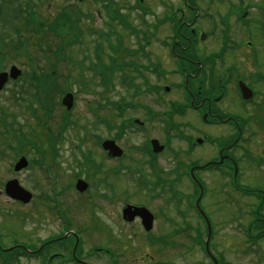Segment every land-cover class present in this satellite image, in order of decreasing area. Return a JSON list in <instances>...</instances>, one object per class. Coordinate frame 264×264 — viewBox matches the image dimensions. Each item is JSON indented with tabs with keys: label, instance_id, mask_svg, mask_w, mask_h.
Wrapping results in <instances>:
<instances>
[{
	"label": "rangeland",
	"instance_id": "obj_1",
	"mask_svg": "<svg viewBox=\"0 0 264 264\" xmlns=\"http://www.w3.org/2000/svg\"><path fill=\"white\" fill-rule=\"evenodd\" d=\"M5 1L0 0V5L4 4L3 9L6 7ZM19 1L18 5L26 3L25 0ZM169 1L172 9L192 14L191 9H186L188 6L184 0ZM50 2L52 0H35V7H28L31 11H0V71H9L12 65L22 70L17 80H10L0 91V248L22 245L30 240L40 246L48 233L61 229L56 214L44 210L41 203L45 200L42 195L53 194L59 198L58 194H62L60 185L74 182L78 177L90 178L96 183L100 177L95 173L96 169L104 168V171L111 173L107 181L121 186V193L115 198L129 197L128 201L147 203L157 215L156 225L161 234L159 244L154 247L158 250L148 251L140 227L133 224L132 231L125 230L123 223H117L118 217L114 216L111 221L116 224L112 226L116 238L111 246L122 252L119 264H189L203 258L199 248L207 235L200 233L201 239L198 241L202 240V243L195 245L192 236L184 230L187 222H198L194 209L191 211L188 206L192 198L188 193L190 189L194 191V198H198L201 210L210 219L216 236L212 243L224 240L227 262L258 264L252 255L239 252L248 246L241 240L239 220H233V215L237 214V194L230 192L227 198L222 195V184L215 175H204L207 183H204L203 188L193 184L186 174L174 176L177 174L175 167L185 169L182 160L187 158L186 144L181 135L188 131L186 119L176 116L178 111L171 109V102L176 97L180 98V91L174 89L173 85H179L183 75H173V79L162 77L160 82L153 78V81L161 84L160 89L154 88L151 78L143 70L150 66V58H154V54L159 57L161 71L173 67V63L167 48L159 45L150 47L148 59L141 58L137 43L143 39L135 36L141 33L130 32L139 25L138 16L141 14L129 10L131 0H118L119 6L127 8V11L112 12V18L118 17V20L111 22V50L104 46V39L98 41L99 34L105 32V12L100 7L101 2H76L74 10L61 11L60 14L65 16L61 22L51 21L53 13L57 15L60 11H49V8L54 10L56 7L51 4L48 6ZM158 4L155 1L153 7L161 15L165 3L160 0ZM195 6L201 7L197 2ZM176 14L187 18L180 15L181 12L177 11ZM124 16L128 17L129 27L120 26ZM142 17L146 21L154 19L151 14H143ZM200 24H196L197 29ZM158 26L157 38L162 39L166 37L168 27L166 24ZM89 27H95L100 33L96 31L93 34ZM77 29H80L82 36L75 41ZM121 36L124 46L130 47L132 52L121 51L120 46L119 50L112 52L113 44H117ZM193 54L200 55L199 48ZM109 65L112 66L111 71L105 69ZM134 71H141L142 76H135ZM104 74L109 81L108 90L102 83ZM125 74H130L135 80V87L126 85L123 77ZM164 85H171L172 89L168 90ZM68 92L74 96V107L69 111L70 115L62 105V98ZM107 114H110L113 123H110L109 130L102 123ZM135 119L143 122V125L136 123ZM119 126L120 129H117ZM107 138L117 141L123 149L121 158H109L103 152L102 144L98 142ZM153 138L165 147L158 155L150 153V140ZM144 146H147L150 154L142 151ZM42 152H48L43 162L45 166L33 164L24 167L19 173L13 171L16 157L25 154L28 161H39ZM149 158L152 164H156L155 168L159 169L162 177L168 178L170 184L175 185L176 191L170 190L169 193L162 190L164 195L159 198L152 196L149 189L142 186H154L156 183L151 171L155 168L146 161ZM112 169L119 170L115 172ZM13 178H17L23 187L33 193V202L25 205L6 195L5 184ZM67 199L69 204L73 202L70 196ZM121 205L123 201L116 204V209ZM245 209L248 211L249 208L245 206ZM75 210V219L87 217L82 207ZM172 229H176L175 235L167 234ZM191 232L194 234L193 230ZM104 242L97 237L86 240L84 247L90 248L92 244L102 245ZM188 244L193 245L194 251L185 249L189 247ZM148 253L155 259L152 260ZM14 259L10 263V257L3 254L0 264H39L34 258L15 256ZM58 262V259H54L53 264Z\"/></svg>",
	"mask_w": 264,
	"mask_h": 264
},
{
	"label": "flooded vegetation",
	"instance_id": "obj_2",
	"mask_svg": "<svg viewBox=\"0 0 264 264\" xmlns=\"http://www.w3.org/2000/svg\"><path fill=\"white\" fill-rule=\"evenodd\" d=\"M33 1L35 0H25L26 3L20 4V9L19 0H7L4 9V4L1 3L0 11H31V6L35 7ZM80 1L84 0H52L47 3L48 6L56 5L54 10L49 8V11H60L57 15L53 13L51 21L65 20V16L60 14L61 11L74 10V4ZM155 1L158 4L160 0H131L129 10L140 12L137 29L147 37L146 41L139 40L137 43L141 58L148 59L150 47L159 45L167 48L173 63V67L164 68L160 72L159 57L154 54V58H150V66L144 67L143 70L151 78L150 82L155 85L154 88L160 89V84L153 81V78L173 79V75H183L180 84L173 85L174 89L180 91V98L176 97L175 99L179 100L174 99L171 102V109L178 111L176 116L186 119L188 131L182 132L181 135L186 144L185 156L188 160H182L185 163L184 170L174 168L177 171L174 176L186 174L193 184L201 187L207 183L204 175H215L217 181L222 184V195L227 198L230 192L236 193L237 214L233 215V220H239L241 240L248 246L239 252H247L259 262L258 264H264V0H185L188 6L186 9H191V15L187 11H180L181 9H172L169 0H162L165 7L162 8V14L158 15L153 7ZM92 2L102 3L100 7L105 12V32L102 36L95 27L89 29L93 34L98 31V41L104 39V46L111 50L112 11H127V8L120 7L118 0ZM196 2L201 7H196ZM177 11L187 18L178 17ZM98 14L101 16L99 11ZM143 14H151L154 19L146 21L142 17ZM197 22L201 23L199 29L196 27ZM158 24L161 27L166 24L168 27L166 37L162 39L157 38ZM76 34L75 41L82 36L80 29L76 30ZM198 48L200 55H194ZM139 73V76H142V72ZM102 123L110 129V114L103 118ZM104 140L98 143L102 144ZM165 142L167 145L168 139ZM144 147L141 148L142 151L148 154L147 146ZM149 147L152 151L151 143ZM103 152L108 156L106 151ZM18 158H15L14 164ZM33 164L39 166L41 163L38 160H29V166ZM112 170L118 172L119 169ZM151 171L156 183L154 186H142L149 189L152 196L160 198V195H164L162 190L169 193L170 190L176 191L175 185H171L168 178H163L158 168ZM95 173L100 176L96 183L90 178L78 177L74 182L60 185L62 194H58L59 198L44 193L42 198L45 201L41 204L45 211L56 214L61 229L48 233L40 246L30 240L22 244L27 250L21 244L19 249L32 255L39 264H53L54 259L59 260L58 264H119L122 252L111 246L116 238L112 229L116 224L111 221L115 216L118 217L116 222H122L125 230L132 231L133 224L138 225L140 234L146 239L148 251L158 250L154 247L159 244L161 234L158 233L157 215L153 208L147 203L128 201L129 197L115 198L121 193V186L107 181L111 173L104 171V168L96 169ZM192 173L201 185L193 178ZM78 180L88 182L84 191L77 188ZM188 193L189 197H193L192 189ZM69 196L73 201L71 204L67 199ZM122 201L123 205L117 210L116 204ZM31 202L33 199L29 203ZM128 205L146 207L154 212L153 228L147 230L140 215L128 221L124 217V210ZM245 206L249 208L248 211ZM79 207L83 208L87 217L77 220L74 217L77 213L75 208ZM194 215L198 217V222H187L189 225L186 231L196 245L202 243V240L198 241L201 239L199 234H205L206 231L208 233V228L201 214L198 215L194 211ZM168 233L175 235L176 229ZM97 237L105 242L102 245L92 244L90 248L84 247L86 240ZM215 237L212 233L209 251L201 244L199 250L203 252V258L189 264H231L225 258L224 240L212 243ZM76 243L78 244L75 248ZM188 245L185 249L194 251L193 245ZM149 256L152 260L155 259L152 254Z\"/></svg>",
	"mask_w": 264,
	"mask_h": 264
},
{
	"label": "water",
	"instance_id": "obj_3",
	"mask_svg": "<svg viewBox=\"0 0 264 264\" xmlns=\"http://www.w3.org/2000/svg\"><path fill=\"white\" fill-rule=\"evenodd\" d=\"M22 74L21 69L17 66H12L9 72L2 71L0 72V90L4 88L9 79H17ZM74 97L72 93H67L62 100L63 105L68 109H71L73 106ZM138 121V120H137ZM153 148L156 152H160L164 149L163 145H160L158 140L152 141ZM103 147L107 150L112 156L120 157L123 154V150L116 144L114 140H106L103 143ZM28 165L26 158L20 159L16 164L15 170L19 171ZM77 188L80 191H84L87 188V183L83 180H79L77 183ZM6 194L14 199L21 201L23 203H29L33 197V194L25 189L19 182L18 179L9 180L5 185ZM137 215H140L143 219V224L147 230H150L153 227L154 215L146 207H136L129 205L124 210V217L132 221ZM209 227V237L211 235V226L208 221ZM209 242V241H208Z\"/></svg>",
	"mask_w": 264,
	"mask_h": 264
},
{
	"label": "trees",
	"instance_id": "obj_4",
	"mask_svg": "<svg viewBox=\"0 0 264 264\" xmlns=\"http://www.w3.org/2000/svg\"><path fill=\"white\" fill-rule=\"evenodd\" d=\"M127 27H129V23H128V26H127ZM7 127H12V126H9V125H8ZM24 143L28 144L25 140H24ZM26 144H24V145H26ZM24 145H23V146H24ZM19 149H21V147H20ZM21 151H23V150H21ZM38 151L41 152L42 149L39 148ZM42 153H43V154H41V155H46V156H47V153H48V152H46V153L42 152ZM66 241H67V240H66ZM0 253H1V252H0ZM16 253H18V251H17ZM16 253H15V254H16ZM1 254H2V253H1ZM20 254H21V255H25L24 252H22V253H20ZM6 255L9 256V257H10L11 255H13V256H18V255H14V252L8 253V254H6ZM13 256H12V257H13ZM12 257L10 258V263H11V262L13 263V261L15 260V259L13 260ZM3 264H9V263H8V262H3Z\"/></svg>",
	"mask_w": 264,
	"mask_h": 264
}]
</instances>
